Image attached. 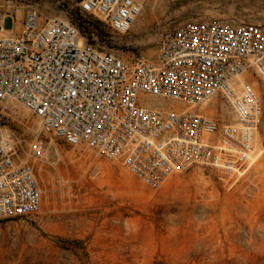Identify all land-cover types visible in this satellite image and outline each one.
Masks as SVG:
<instances>
[{"label":"built area","instance_id":"built-area-1","mask_svg":"<svg viewBox=\"0 0 264 264\" xmlns=\"http://www.w3.org/2000/svg\"><path fill=\"white\" fill-rule=\"evenodd\" d=\"M78 5L119 33L141 9L137 0ZM89 40L76 18L42 21L28 8L19 23L0 12V112L27 110L70 150L119 163L152 190L198 166L236 176L250 168L262 104L249 76L264 75V23L187 21L166 29L153 54L129 58ZM47 144L37 139L22 158L15 134L0 131V220L39 212L35 161Z\"/></svg>","mask_w":264,"mask_h":264},{"label":"rangeland","instance_id":"rangeland-1","mask_svg":"<svg viewBox=\"0 0 264 264\" xmlns=\"http://www.w3.org/2000/svg\"><path fill=\"white\" fill-rule=\"evenodd\" d=\"M137 1L140 13L125 33L80 13V0H0V12L19 23L28 8L42 21L76 18L89 42L124 58L153 54L166 29L187 21L264 23V0ZM12 26L6 17L5 29ZM249 78L261 97L254 138L261 155L237 176L198 166L172 175L159 190L119 163L70 150L41 131L27 110H2L0 131L15 134L22 158L37 139L49 149L44 161H35L43 188L39 212L0 220V264H264V78L257 71Z\"/></svg>","mask_w":264,"mask_h":264},{"label":"bare ground","instance_id":"bare-ground-1","mask_svg":"<svg viewBox=\"0 0 264 264\" xmlns=\"http://www.w3.org/2000/svg\"><path fill=\"white\" fill-rule=\"evenodd\" d=\"M141 5V4H140ZM140 13V12H139ZM139 15V14H138ZM137 15V16H138ZM263 78H264V75H263ZM257 133V132H256ZM255 148H256V150H257V152H256V154L253 156V158H252V161H251V164L253 163V162H255L256 161V159L261 155V153L263 152V150H260V149H258L257 148V146L255 145Z\"/></svg>","mask_w":264,"mask_h":264},{"label":"crops","instance_id":"crops-1","mask_svg":"<svg viewBox=\"0 0 264 264\" xmlns=\"http://www.w3.org/2000/svg\"><path fill=\"white\" fill-rule=\"evenodd\" d=\"M18 22H19V20H18Z\"/></svg>","mask_w":264,"mask_h":264}]
</instances>
